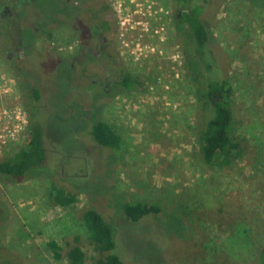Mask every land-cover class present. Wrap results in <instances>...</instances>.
<instances>
[{
	"label": "rangeland",
	"instance_id": "obj_1",
	"mask_svg": "<svg viewBox=\"0 0 264 264\" xmlns=\"http://www.w3.org/2000/svg\"><path fill=\"white\" fill-rule=\"evenodd\" d=\"M156 1L168 15L152 19V28L143 38L164 40L138 60L131 55L132 51L139 53L134 44H122L114 0H97L101 7L107 6L102 13L100 8L97 10L111 24L109 40L105 36L88 45L81 28L89 18L83 15L76 23L54 30L51 40L38 36L31 49L29 58L37 61L66 59L77 68L82 84L111 81L118 76L119 68L129 71L138 83L131 92L97 99L104 105L100 116L121 136L120 145L114 149H99L84 132L78 135L80 124L66 123L58 117V101L50 103L51 112L41 115L55 142L54 149L67 152L66 163L59 166L61 173L65 170L68 181L85 193L76 194L73 203L62 205L54 197L55 190L75 188L61 180L59 173L52 181L30 177L10 182L0 178V244L19 264H68L67 253L73 246L85 250L86 264H93L92 257L98 254L80 219L91 204L108 216L105 205L111 193L98 195L102 185L107 184L126 199H154L178 206L189 226L190 232L172 210L156 231L152 227L147 229L148 234L132 230L122 239L117 238L124 263L137 264L131 262L136 256L147 258L151 264H255L254 258L264 246V11H256L244 0H220L209 16L211 33L233 86L235 139L240 147L231 150L228 159L220 160L218 165H203L196 145L195 98L186 89L184 63L182 57H177L179 47L172 33L173 7L170 0ZM93 12L91 9L86 13ZM131 19L139 21L136 16ZM162 27L160 33L155 32ZM138 33V28L130 30L126 38L134 41ZM22 36L27 38L26 34ZM102 49L113 53L114 60L103 58ZM25 59L22 49L9 57L3 55L0 46V86L7 80L14 82L13 92L0 96V105L23 107L28 91L20 90L21 81L28 75H20V70L31 66L25 64ZM38 64L43 71L33 70L36 78L28 80L29 88L51 87L49 68L45 70L41 61ZM77 91H82L83 100L85 94H91L80 85ZM42 95L37 104L48 108L45 90ZM81 106L89 111L88 106ZM19 146L1 152L0 157ZM75 152L79 153L71 155ZM107 154L113 155V162H106ZM84 168L89 169L82 177ZM50 241L57 244L59 258Z\"/></svg>",
	"mask_w": 264,
	"mask_h": 264
},
{
	"label": "trees",
	"instance_id": "obj_2",
	"mask_svg": "<svg viewBox=\"0 0 264 264\" xmlns=\"http://www.w3.org/2000/svg\"><path fill=\"white\" fill-rule=\"evenodd\" d=\"M219 1L172 0L171 2L174 35L185 68L184 79L187 86L185 87L195 98L194 105L198 114L196 145L198 160L203 165H218L220 160L228 159L232 154L231 150L240 147L235 139L233 86L227 76L225 63L219 56L221 49L209 26V16L216 10ZM244 1L256 11H264V0ZM208 2H211L209 8ZM97 7L100 8L101 13L107 9L106 5L101 7L97 0H0L1 51L3 55L11 57V54H16L22 49L26 54L25 64L31 65L20 70V75L22 73L28 75L25 81H21L20 88L23 93L28 91L27 96L24 94L26 98L24 97L23 104L28 114V136L16 151L0 157V178L9 179L10 182L28 180L30 177L51 180L56 173H59L61 180L68 181L67 172L64 170V173H61L62 170L60 171L59 168L61 162L66 163L67 152L64 149L62 152L61 148H59L60 152L59 149H54L55 142L53 143L41 119L42 114L51 112L50 103L55 101H58V104H55L58 117L66 123L80 124L77 134L81 135L84 132L92 139L94 147L109 150L120 145L122 139L118 130L100 116L104 105L99 100L112 99L117 94L135 90L138 82L129 71L119 68L118 76L111 81L82 84V79L77 75V68L66 59L56 62L40 59L38 61H41L42 65L45 64V70L49 68L53 76L52 86L29 88L28 80L36 78L33 70L43 71L44 68L41 64L39 66L35 58H29L38 36L45 35L51 40L54 30L58 31L76 23L78 18L81 20L82 16L86 15L89 21H83L85 23L83 29L81 28V35L87 40L88 45L92 41H101L105 36L107 37L111 24L99 15ZM91 9L94 10L91 13L92 17L91 14L86 13ZM23 34H26L27 38L23 37ZM101 53L102 57L109 61L115 58V55L110 54L108 50L102 49ZM214 70L216 71L213 72ZM78 85L91 91V94H85L84 100L83 94H80L82 91L75 92ZM44 90L48 96L45 99L50 101L48 108L37 104L42 99ZM82 104L88 106L89 111L85 110ZM77 153L79 152L71 155ZM109 159L113 162V155L108 156L106 162ZM88 169L80 173L82 177L86 176ZM68 182L73 189L75 188L74 191L65 187L55 190L54 197L62 205L73 203L76 194L85 193L79 190L76 184ZM102 187L98 195L111 193L105 205L109 209L108 216L91 204L82 212L80 219L82 228L98 254L92 257L93 264H126L121 258L123 255L119 250L117 238L122 239L132 230L148 234L147 229L152 227L156 231V227H161L163 221L174 212L172 210H176V216L184 221L185 230L190 232L185 213L181 212L178 206L154 199H126L116 192L112 184ZM0 210L2 214L3 208L0 207ZM186 213L188 214V211ZM148 219L151 220L147 222ZM49 244L55 251V257L59 258L57 244L54 241H50ZM87 259V253L79 246H73L67 253L68 264H86ZM254 260L255 264H264V246ZM132 261H136L137 264H151L147 258L140 259L136 256L131 259ZM0 264H19L1 244Z\"/></svg>",
	"mask_w": 264,
	"mask_h": 264
},
{
	"label": "built area",
	"instance_id": "obj_3",
	"mask_svg": "<svg viewBox=\"0 0 264 264\" xmlns=\"http://www.w3.org/2000/svg\"><path fill=\"white\" fill-rule=\"evenodd\" d=\"M112 6L114 14L118 18V25H120V35L121 37H124L122 44L125 47H130L134 44V47L139 50L138 54H136V51H132L131 53L135 60L140 59L143 53L148 54V49L154 50V47L158 45V42L164 40V37H160L153 42L143 38V35H147L152 28L149 23L152 19H161L163 14L168 15V12L161 7L158 1L114 0ZM133 16L139 18V21H132L131 17ZM143 26H145V28H143ZM136 28L139 29L137 39L134 41L127 39L126 36L128 31L135 30ZM162 30H164L163 27L161 29H155V32L160 33ZM140 31L145 33H140ZM177 46L179 47L178 44ZM179 51L177 57H182L180 48ZM13 83L8 80L4 82L3 85L0 86V96L10 95L12 93ZM28 124V114L21 105H0V153L14 149L15 146L21 145L25 142V139L28 136Z\"/></svg>",
	"mask_w": 264,
	"mask_h": 264
},
{
	"label": "flooded vegetation",
	"instance_id": "obj_4",
	"mask_svg": "<svg viewBox=\"0 0 264 264\" xmlns=\"http://www.w3.org/2000/svg\"><path fill=\"white\" fill-rule=\"evenodd\" d=\"M170 1L172 2V0H170ZM210 3H211V2H208V4H207V7H208V8H209V6H210ZM179 13H180V12H179ZM179 13H178V14H179ZM171 20H172L171 27L173 28V29H172V33H173V35H174L175 31H174V26H173V20H174L173 15H172V19H171ZM177 20H179V17L177 18ZM179 23H180V22H179ZM174 37H175V35H174Z\"/></svg>",
	"mask_w": 264,
	"mask_h": 264
}]
</instances>
